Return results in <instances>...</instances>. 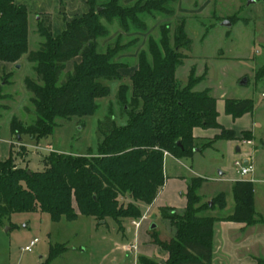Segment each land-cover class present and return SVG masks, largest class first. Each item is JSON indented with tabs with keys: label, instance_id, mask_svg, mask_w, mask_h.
I'll list each match as a JSON object with an SVG mask.
<instances>
[{
	"label": "trees",
	"instance_id": "1",
	"mask_svg": "<svg viewBox=\"0 0 264 264\" xmlns=\"http://www.w3.org/2000/svg\"><path fill=\"white\" fill-rule=\"evenodd\" d=\"M18 1L0 0V62L19 64L27 54V60L35 64L40 83L25 80L34 96V124L26 127L14 118L11 133L18 139L26 134L33 139L47 138L53 134L55 120L65 109L72 115H93L96 101L111 93L102 80L120 78V66L113 63L119 49L110 48L105 54L97 51V39L106 33L101 19L109 21L119 16L124 22L128 17L138 21L144 8H123L121 0H110L103 5H97V0H87L89 10L67 22L66 29L57 38L52 34L51 18L48 16L45 22L40 20L39 34L44 42L39 50L30 52L29 13ZM162 46L163 54L155 51L152 62L142 60L132 78L130 98L129 87H121L119 101L127 121L119 124L115 117H109L101 122L95 151L90 149L77 156L51 153L43 160L44 169L31 173L16 164L12 153L8 159L0 158V227L15 213L40 212L48 213L54 222L87 216L105 224L111 218L122 229L124 219L142 217L139 203L152 205L160 194L165 184L166 152L177 159L191 158L195 150L205 151L216 141L238 139L233 130L225 129L218 122L217 99L209 90L194 91L205 75L197 78L192 69L187 84L183 87L177 84V69L187 58L180 50L192 48L184 25L177 29L173 47H170L168 32ZM76 57L82 61L62 81L67 63ZM263 76L264 67L257 78ZM3 83L7 84L8 80L4 78ZM3 85L0 84V100ZM254 109V102L249 99L225 101V111L234 119ZM196 128L219 130L220 134L198 148V139L194 137ZM242 137L252 139L249 132H244ZM203 183V178L190 181L184 210L160 209L172 227V234L162 237L152 232L151 242L168 254L165 264H212L214 223L218 219L204 214L213 208L201 204L199 189ZM253 191L252 182L234 184L235 211L226 220L247 225L256 223L255 217L259 214L255 211ZM126 196L132 198L127 207L120 203ZM215 204L225 208V196L216 198ZM66 249L63 245L53 248L51 259ZM137 264L162 263L140 256Z\"/></svg>",
	"mask_w": 264,
	"mask_h": 264
},
{
	"label": "rangeland",
	"instance_id": "2",
	"mask_svg": "<svg viewBox=\"0 0 264 264\" xmlns=\"http://www.w3.org/2000/svg\"><path fill=\"white\" fill-rule=\"evenodd\" d=\"M109 1L97 0V5ZM18 2L25 5L29 13L30 52L39 50L44 42L39 34L40 20L45 22L48 16L51 18L52 34L57 38L66 29L67 22L89 10L87 0ZM120 5L126 9L142 7L144 13L138 15V21L128 17L124 22L119 16H113L109 21L101 19L106 33L97 39V51L105 54L110 48L119 49L113 63L120 66V78L102 80L111 93L96 101L93 115H72L69 109H65L56 118L51 136L33 139L26 134L19 141L11 133V122L17 118L26 127L34 124V96L27 89L25 80L39 82V78L35 64L27 60V54L19 64L0 65V84H5L4 78L8 80L3 85V98L0 100V156L4 159L12 153L17 165L29 171H42L43 160L51 153L77 156L88 153L90 149L95 151L100 140L98 129L101 122L109 117H115L119 124L127 121L122 114L123 104L119 101L121 87H129L130 98L132 78L139 71L142 60L145 58L152 62L155 51L163 54L162 39L167 32L170 47H173L177 29L184 25L185 34L192 40V48L180 50L187 58L177 69V84L185 86L191 70L195 69L197 78L205 76L194 91L209 90L210 95L217 99L219 108L227 99L252 100L255 109L249 120L255 123L252 129L254 141L251 145L235 144L230 155L223 154L225 144L218 143L212 149L184 159L183 163L188 167L182 166V171L181 165L175 168L166 164L165 176L171 178L180 171L189 178L190 174L194 175L191 166L197 175L204 178V185L199 189L201 204L207 207L212 204V210L217 209L215 199L210 198L212 195L218 192L233 195L231 182H228L231 176L252 182L255 211L259 215L251 226H255V233H264V76L257 78V73L264 67V0H121ZM224 21L231 25L223 26ZM81 61V57L69 61L61 80H65ZM244 78L248 80L247 85H241ZM203 144L204 141H198V148ZM236 147L241 151L237 152ZM237 160L243 166L248 161L252 172L241 176L240 169L235 166ZM231 196L227 199L228 209L223 213L233 210ZM131 201L129 196L120 199L126 207ZM146 209L142 207L143 212ZM204 214L215 215L211 209ZM151 215L148 219L151 222L148 230L150 239L152 232L162 237L170 236L172 227L161 212L154 210ZM139 219H124L121 229L111 218L105 224L87 216H79L75 221L62 218L60 222H54L48 213H15L5 226L0 227V264H137L140 256L160 261L161 251L144 242V233L141 238L135 237L132 221ZM152 225H156L153 230ZM128 228L132 231L128 232ZM35 239L38 243L33 251H25ZM61 245L67 248L66 252L51 259L52 249ZM253 251L259 256L257 264H264V250L257 247ZM216 263L221 264L217 260Z\"/></svg>",
	"mask_w": 264,
	"mask_h": 264
},
{
	"label": "crops",
	"instance_id": "3",
	"mask_svg": "<svg viewBox=\"0 0 264 264\" xmlns=\"http://www.w3.org/2000/svg\"><path fill=\"white\" fill-rule=\"evenodd\" d=\"M18 3L21 4V2ZM4 63L6 62H0V65ZM6 64L12 65V63H6ZM217 111H218V122L220 123V125L227 130H233L238 139L233 141H225V140L216 141L212 147L206 150L214 148L218 143H224L225 145L222 149L223 150L222 153L223 154L226 153L230 155L231 152L235 150L234 145L238 144L239 142L248 143L250 145L253 144L254 136L252 129L255 127V123L253 120H249V117L252 116L251 113L245 114L240 118L234 119L232 115L226 113L225 101L223 102L220 108L217 103ZM244 132L251 133L252 139L251 140L242 139ZM218 134H220L219 130H214V129L205 130L201 128L194 129V137L197 138L198 141H204V142L210 141L214 139V137ZM236 149L237 152L241 151V150L238 151V147H236ZM10 152H11V148H10ZM203 152L204 151H200L199 149H197V151H195V154L203 153ZM9 157L10 156L2 159V157L0 156L2 160L8 159ZM183 161L184 159H177L173 155L167 154L165 156L164 173H166V164H172L171 166L175 168H177L178 165H181L180 168L181 170L180 169L178 170L182 171V166L188 165V164H184ZM245 164L247 165L250 163L246 161ZM224 169L226 170V167H224ZM190 170L194 175L190 174L191 176L189 175L190 176L189 178L183 176V174L180 171L174 173V175H172L171 178L170 177L166 178L165 176V184L162 190L160 191V194L158 195L157 199L154 201V203L152 205H145L142 203L140 204L141 210L142 207L147 208L146 209L147 211L145 212H143L142 210V213L147 216V219H145L142 222L139 228L134 227L135 237L141 238V235L144 233V242L152 244V246H154L158 251H161L162 259L158 262L162 264L166 263L168 259V254L151 242L150 235H148V230L150 229L149 226L151 225V222L148 219L149 216H152L151 213H153L154 210L160 211V209L162 208L184 210L186 208L188 203L186 195L188 192V185L190 181L193 178H202L200 177V175H197V173L192 170L191 166H190ZM221 176L226 177V174L222 173ZM240 181H244V180L239 176H231L228 179V182H231L232 190L234 184ZM226 194L227 193L224 192H218L217 194L212 195L210 197L211 199H216L220 195H224L226 200L225 208H221L217 206V209L211 210V212L215 213V215L212 217L218 219L214 223L212 264H220V263H216V260L217 262H221V264H257L259 256L255 254L253 250L256 249L257 247H260V249L264 250V237H263L264 233L262 234L255 233L254 232L255 226L226 220V218L233 215L236 205L234 193L232 196L229 193V195L231 196L230 200L234 202V207L232 212H230L231 211L230 209L228 213H223L228 209L227 199L229 195ZM127 231L131 232L132 229L128 228ZM261 243L263 244L262 246Z\"/></svg>",
	"mask_w": 264,
	"mask_h": 264
},
{
	"label": "built area",
	"instance_id": "4",
	"mask_svg": "<svg viewBox=\"0 0 264 264\" xmlns=\"http://www.w3.org/2000/svg\"><path fill=\"white\" fill-rule=\"evenodd\" d=\"M49 151H50V150H49ZM235 166H236L237 168L240 169L239 174H240L241 176H245V175H247V174H249V173L252 172V167L250 166V164H247V165L243 166V165L240 163L239 160H237V161L235 162ZM145 219H147V216H146V215H144V216H143L141 219H139V220H133V221H132V225H133L135 228H139V227L141 226L142 222H143ZM37 243H38V240L35 239L34 241H32V242L30 243L29 246H27V247L25 248V251H27V252H32V251H33V248L36 246Z\"/></svg>",
	"mask_w": 264,
	"mask_h": 264
},
{
	"label": "water",
	"instance_id": "5",
	"mask_svg": "<svg viewBox=\"0 0 264 264\" xmlns=\"http://www.w3.org/2000/svg\"><path fill=\"white\" fill-rule=\"evenodd\" d=\"M231 24H230V22H228V21H224L223 22V26H230ZM248 84V80H247V78H244L243 80H241V85H247ZM19 141H22V138L21 137H19V139H18ZM179 145L181 146V144L179 143ZM195 151H197V150H195ZM238 151H240V149L238 148ZM28 173H31V171H28ZM222 174V173H221ZM210 205H212V204H210ZM101 223H104V221H102ZM156 228V225H152V227H151V229L153 230V229H155Z\"/></svg>",
	"mask_w": 264,
	"mask_h": 264
}]
</instances>
